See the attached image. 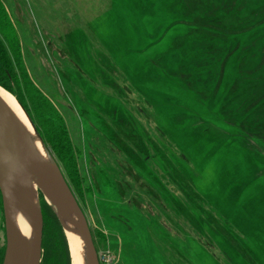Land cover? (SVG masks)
I'll use <instances>...</instances> for the list:
<instances>
[{"label": "rangeland", "instance_id": "374dc122", "mask_svg": "<svg viewBox=\"0 0 264 264\" xmlns=\"http://www.w3.org/2000/svg\"><path fill=\"white\" fill-rule=\"evenodd\" d=\"M0 7V41L21 62L0 88L61 170L100 264H264V0ZM30 192L42 264L47 233L64 229ZM5 247L0 194V260Z\"/></svg>", "mask_w": 264, "mask_h": 264}, {"label": "water", "instance_id": "95a60500", "mask_svg": "<svg viewBox=\"0 0 264 264\" xmlns=\"http://www.w3.org/2000/svg\"><path fill=\"white\" fill-rule=\"evenodd\" d=\"M41 145L46 158L36 152L20 122L0 99V194L6 236L3 264L41 262L43 217L40 205L30 198L33 184L53 206L62 227L61 213L74 215L86 248V264H100L84 213L48 149L42 142ZM16 210L25 215L32 227V244L27 254L16 228Z\"/></svg>", "mask_w": 264, "mask_h": 264}, {"label": "bare ground", "instance_id": "6f19581e", "mask_svg": "<svg viewBox=\"0 0 264 264\" xmlns=\"http://www.w3.org/2000/svg\"><path fill=\"white\" fill-rule=\"evenodd\" d=\"M0 99L10 109L16 119L20 122L36 152L43 158H46L44 150L42 149L41 141L36 136L32 126L26 115L16 103V101L5 91L0 88ZM50 204V203H49ZM51 206V204H50ZM53 209V206H51ZM54 210V209H53ZM60 218L63 223L64 233L68 241L69 251L71 254L72 264H86V248L79 235L78 224L76 218L70 213H61ZM16 228L21 237L23 250L25 254L28 253L27 232L25 225L24 214L20 210H16L15 214Z\"/></svg>", "mask_w": 264, "mask_h": 264}, {"label": "trees", "instance_id": "16d2710c", "mask_svg": "<svg viewBox=\"0 0 264 264\" xmlns=\"http://www.w3.org/2000/svg\"><path fill=\"white\" fill-rule=\"evenodd\" d=\"M3 14H4L3 8L0 7V16L2 17ZM14 58L15 60H13L11 54L8 52V49L0 41V86L4 87L5 89H8L9 91L12 90L10 87V84H12L14 80H16L17 83H19V81H17L16 79L17 74L14 73L15 71L14 65L16 64L17 67L19 68L21 67V62L18 59L17 55ZM21 75L23 77V80L25 81L28 80L25 73H22ZM31 90H35V88L31 86ZM59 134H60L59 140L61 141L59 142H60V145H61L60 147L62 151L69 152L70 151L69 145H68L69 141H68L67 136L64 133V130L59 131ZM57 144L58 143H54V146H58ZM34 204H38V202ZM55 230H56V234H55ZM55 230L47 233L48 234L47 240H50L52 244H51L50 250L45 251V253L43 254L42 264H51V262L55 260L54 255L57 254V252H59V255L57 256V259L54 261V264H71L67 242H66L64 233L58 223H56ZM27 234H28V250H29L32 244V229L30 227L27 228ZM56 247H60L59 249L60 251L53 250V249H57ZM66 247H67V252H66ZM4 254L5 252H3L1 256L0 264L3 263Z\"/></svg>", "mask_w": 264, "mask_h": 264}]
</instances>
